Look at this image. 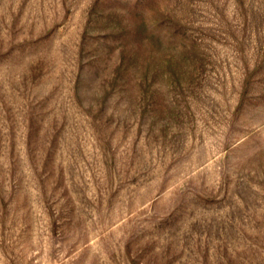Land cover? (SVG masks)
Listing matches in <instances>:
<instances>
[{
  "label": "rangeland",
  "instance_id": "rangeland-1",
  "mask_svg": "<svg viewBox=\"0 0 264 264\" xmlns=\"http://www.w3.org/2000/svg\"><path fill=\"white\" fill-rule=\"evenodd\" d=\"M0 264H264V0H0Z\"/></svg>",
  "mask_w": 264,
  "mask_h": 264
}]
</instances>
